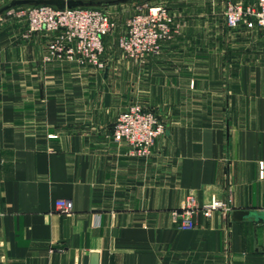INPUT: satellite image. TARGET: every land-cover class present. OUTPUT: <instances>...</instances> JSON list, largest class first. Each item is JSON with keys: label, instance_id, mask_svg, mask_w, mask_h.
<instances>
[{"label": "crops", "instance_id": "obj_1", "mask_svg": "<svg viewBox=\"0 0 264 264\" xmlns=\"http://www.w3.org/2000/svg\"><path fill=\"white\" fill-rule=\"evenodd\" d=\"M10 1L0 0V264H264V30L230 34L211 16L215 0H173L174 34L157 53L104 54L96 68L46 61L50 35L3 10ZM136 103L164 125L144 158L112 139ZM188 195L230 197L231 211L182 230Z\"/></svg>", "mask_w": 264, "mask_h": 264}, {"label": "built area", "instance_id": "obj_2", "mask_svg": "<svg viewBox=\"0 0 264 264\" xmlns=\"http://www.w3.org/2000/svg\"><path fill=\"white\" fill-rule=\"evenodd\" d=\"M9 14L25 17L29 32L48 33L45 60L65 59L103 68L102 38L115 29V23L98 9L73 8L57 10L50 6L19 7ZM226 27L236 29L256 26L264 30V0L247 4L228 3L224 12ZM174 19L170 11L161 5H152L131 15L119 46L124 57L141 62L147 56L159 51L160 42L172 37ZM163 123L150 111L140 105H131L115 119L112 139L128 147V155L135 158L148 157L155 140L163 134ZM232 200L212 199L205 205H198L193 195H188L181 213L176 214L179 228L193 229L195 216L210 217L220 212L231 211ZM56 210L69 214L73 210L69 200H57ZM264 213V207L262 208Z\"/></svg>", "mask_w": 264, "mask_h": 264}, {"label": "rangeland", "instance_id": "obj_3", "mask_svg": "<svg viewBox=\"0 0 264 264\" xmlns=\"http://www.w3.org/2000/svg\"><path fill=\"white\" fill-rule=\"evenodd\" d=\"M84 2H93L92 5H87L85 8L88 9H98L105 13L111 20L115 23V29L104 36L102 38V42L104 39H107L109 41L110 45L108 48L104 47L103 44V53L102 55L106 54H119V56L124 58L123 52L120 49L119 41L120 38L123 37L125 30H126V23L128 18L138 12L141 9H144L145 7L152 6V5H161L166 7L169 11L171 10V5H175L176 3L171 1L173 0H82ZM254 0H215L212 3V8H210L211 11H213L212 18L213 20L224 22V12L226 10V6L228 3H242L247 4ZM96 3H104V4H96ZM171 13V12H170ZM172 14V13H171ZM173 16V15H172ZM19 19H23L27 22L25 17H18ZM28 24V22H27ZM174 24V23H173ZM237 29V28H236ZM236 29H228L230 34L235 32ZM174 34V25H173V33ZM112 44V46H111ZM118 45V46H117ZM117 47V49H116ZM116 73V72H115ZM133 105H140L138 103ZM141 106V105H140ZM143 107V106H141ZM144 108V107H143Z\"/></svg>", "mask_w": 264, "mask_h": 264}, {"label": "water", "instance_id": "obj_4", "mask_svg": "<svg viewBox=\"0 0 264 264\" xmlns=\"http://www.w3.org/2000/svg\"><path fill=\"white\" fill-rule=\"evenodd\" d=\"M93 2H84L82 0H11L10 3L3 9L5 11L18 7H33V6H50L57 10L85 8L87 5H92ZM104 4V3H96ZM249 216L248 211L234 210L231 212L233 220H241ZM95 259V256H93ZM95 264V261L93 262Z\"/></svg>", "mask_w": 264, "mask_h": 264}]
</instances>
